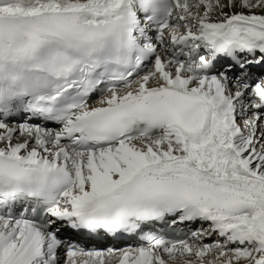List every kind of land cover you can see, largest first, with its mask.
Returning <instances> with one entry per match:
<instances>
[{"label": "snow or ice", "instance_id": "obj_1", "mask_svg": "<svg viewBox=\"0 0 264 264\" xmlns=\"http://www.w3.org/2000/svg\"><path fill=\"white\" fill-rule=\"evenodd\" d=\"M0 264H264V0H0Z\"/></svg>", "mask_w": 264, "mask_h": 264}, {"label": "bare ground", "instance_id": "obj_2", "mask_svg": "<svg viewBox=\"0 0 264 264\" xmlns=\"http://www.w3.org/2000/svg\"><path fill=\"white\" fill-rule=\"evenodd\" d=\"M127 246H129V245H127ZM100 250V249H99Z\"/></svg>", "mask_w": 264, "mask_h": 264}]
</instances>
